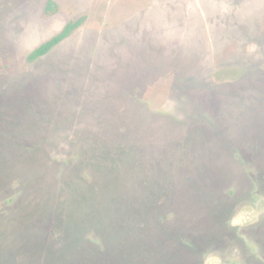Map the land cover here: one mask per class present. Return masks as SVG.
<instances>
[{
  "label": "rangeland",
  "instance_id": "obj_1",
  "mask_svg": "<svg viewBox=\"0 0 264 264\" xmlns=\"http://www.w3.org/2000/svg\"><path fill=\"white\" fill-rule=\"evenodd\" d=\"M0 264H264V0H0Z\"/></svg>",
  "mask_w": 264,
  "mask_h": 264
},
{
  "label": "trees",
  "instance_id": "obj_2",
  "mask_svg": "<svg viewBox=\"0 0 264 264\" xmlns=\"http://www.w3.org/2000/svg\"><path fill=\"white\" fill-rule=\"evenodd\" d=\"M54 3L48 2L47 4V9L51 10L52 5ZM80 26V22H69L64 29L62 30V33L57 35L56 37H53L49 41L45 42L41 46H39L37 49H35L29 56H28V61L33 62L36 61L38 58L46 55L52 48L57 46L64 38H66L72 31H74L76 28ZM156 162V161H155ZM151 164V168L153 169V165ZM151 170V171H152ZM171 252V251H170ZM171 256V253H170Z\"/></svg>",
  "mask_w": 264,
  "mask_h": 264
}]
</instances>
